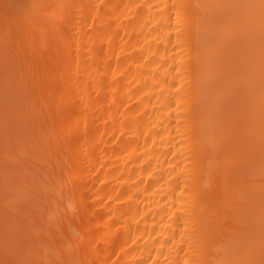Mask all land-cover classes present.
I'll use <instances>...</instances> for the list:
<instances>
[{"label": "bare ground", "instance_id": "6f19581e", "mask_svg": "<svg viewBox=\"0 0 264 264\" xmlns=\"http://www.w3.org/2000/svg\"><path fill=\"white\" fill-rule=\"evenodd\" d=\"M249 2L0 1L6 264L260 259L259 27L213 7Z\"/></svg>", "mask_w": 264, "mask_h": 264}, {"label": "snow or ice", "instance_id": "6c2138e0", "mask_svg": "<svg viewBox=\"0 0 264 264\" xmlns=\"http://www.w3.org/2000/svg\"><path fill=\"white\" fill-rule=\"evenodd\" d=\"M213 7L227 8L231 10H243L247 14L239 17V19L250 28L259 27L260 47H261V65L262 78H264V0L258 2L215 5ZM262 192H261V209H260V259L254 256V242L250 241L245 247L248 250L247 255L240 259L228 261H206L205 264H264V173L261 176Z\"/></svg>", "mask_w": 264, "mask_h": 264}, {"label": "rangeland", "instance_id": "374dc122", "mask_svg": "<svg viewBox=\"0 0 264 264\" xmlns=\"http://www.w3.org/2000/svg\"><path fill=\"white\" fill-rule=\"evenodd\" d=\"M1 1V0H0ZM4 56V55H3ZM2 55H0V58L1 57H3ZM4 58V57H3ZM45 135L48 137V134H46V133H37V136H36V139H37V137H38V139H43V138H45ZM43 137V138H42ZM37 139V141H40V140H38ZM46 139V138H45ZM38 150L40 151V152H42V154H43V152H44V148H42V147H38ZM10 156H12V155H10ZM2 161L3 160H0V171L3 169V167H4V164L2 163ZM51 161H54V159H52ZM51 161H47L44 157H43V159H42V161L40 162V172H42V170H44V169H48V170H50V169H52V170H50V171H52L53 172V167H52V164H51ZM56 170H57V168H56ZM59 175V173L57 174V178H55L54 177V180H53V185L54 186H56L57 188H60V186H61V184H62V180H61V178L58 176ZM23 185H26L23 181L21 182ZM33 190H36V189H33ZM0 198H1V195H0ZM34 211H35V213H32V212H29V210H28V212H27V215L30 217V219H33V218H42V215L40 214L41 213V209L40 208H35L34 209ZM5 213V211H0V216H1V214H4ZM48 217V216H47ZM37 224H39V225H41V226H43V224H44V222L42 221V220H38L37 222H36ZM0 234H2V233H0ZM3 236H4V234H2ZM1 237V236H0ZM1 239V238H0ZM5 253L3 252L2 253V251H1V249H0V264H6V261L2 258V256L4 255ZM31 261V260H30ZM31 263V262H30ZM29 264V263H28ZM49 264H62V261H59V260H57V259H50V261H49Z\"/></svg>", "mask_w": 264, "mask_h": 264}]
</instances>
